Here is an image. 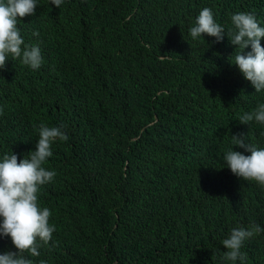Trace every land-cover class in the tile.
<instances>
[{
    "label": "trees",
    "instance_id": "1",
    "mask_svg": "<svg viewBox=\"0 0 264 264\" xmlns=\"http://www.w3.org/2000/svg\"><path fill=\"white\" fill-rule=\"evenodd\" d=\"M203 7L226 28L240 11L264 23V0H40L20 18L44 63L0 69V154L23 159L41 123L69 135L45 165L57 175L39 199L56 231L40 256L26 253L35 264H231L220 241L264 225V187L223 163L231 135L264 147V125L239 121L264 92L230 63L227 35L191 39ZM242 250L264 264V234Z\"/></svg>",
    "mask_w": 264,
    "mask_h": 264
},
{
    "label": "clouds",
    "instance_id": "2",
    "mask_svg": "<svg viewBox=\"0 0 264 264\" xmlns=\"http://www.w3.org/2000/svg\"><path fill=\"white\" fill-rule=\"evenodd\" d=\"M40 0H0V69L9 59L19 60L32 70H38L44 63L42 48L39 43H28L18 26L20 18L35 16ZM64 0H50V4L59 8ZM230 27L226 28L215 17L210 7H203L189 28L193 41H201L204 34L214 37L215 42H222L227 35L235 46L234 53L228 58L238 66L244 78L251 82L255 92H264V23L256 14L240 11L231 14ZM34 35H39L38 32ZM250 46V50L249 49ZM3 107L0 106V115ZM244 124L255 122L264 125V102H258L251 111L239 115ZM66 125L38 126V139L35 148L23 159L11 151L0 154V238H9L16 250L0 252V264H35L31 257L40 256L41 244L52 241L56 225L50 223L52 210L42 206L39 193L42 186L51 183L57 173L46 167L53 156V146L59 141H67ZM239 146L244 151L235 150ZM248 153V154H246ZM223 163L233 174L245 181H254L264 187V147L249 142L246 136L231 135L230 146L223 153ZM264 234V225L251 223L231 228L229 234L220 243L226 248L222 259L231 264H246L245 241ZM39 264H48L40 260Z\"/></svg>",
    "mask_w": 264,
    "mask_h": 264
}]
</instances>
